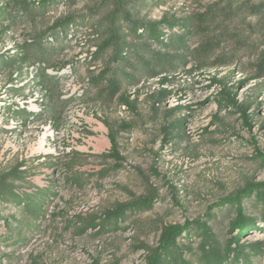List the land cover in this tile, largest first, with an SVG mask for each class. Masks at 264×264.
<instances>
[{
  "label": "rangeland",
  "instance_id": "rangeland-1",
  "mask_svg": "<svg viewBox=\"0 0 264 264\" xmlns=\"http://www.w3.org/2000/svg\"><path fill=\"white\" fill-rule=\"evenodd\" d=\"M125 1L161 31L128 33L126 59L180 44L165 82L96 56L101 0H0V175L23 163L45 196L37 216L0 201V264H150L175 229L191 264L204 230L264 264V0Z\"/></svg>",
  "mask_w": 264,
  "mask_h": 264
},
{
  "label": "trees",
  "instance_id": "trees-1",
  "mask_svg": "<svg viewBox=\"0 0 264 264\" xmlns=\"http://www.w3.org/2000/svg\"><path fill=\"white\" fill-rule=\"evenodd\" d=\"M101 3L106 7H110L111 10L101 19L98 27L99 30L95 29V31H93L97 38L100 37L102 39L101 43L97 47L96 56L107 50H111L113 56L112 60L120 62V64L124 65L125 68L129 70V73L126 75L122 73L123 78L129 80V82L134 85L138 83V77L146 79H161L165 82V76L172 73L176 69V64L183 60L182 56L169 53L168 51L174 49L176 50L180 47L178 40L169 39L168 43H159L161 47L165 49L164 52L149 51L146 46L142 45V47L137 48L138 53L136 51V57L128 60L124 56L128 46L123 41L128 33L132 34L133 37L140 38L139 32L142 33L146 30L150 37L155 38L157 42H159L158 39L161 31L158 30L157 27L145 26L139 22L133 21L132 13L126 10L125 0H101ZM124 23L127 24L125 29L127 33L122 32ZM64 26H68V24H64ZM208 50V46L204 47L201 50L202 55H199L198 59H207L208 54L206 51ZM140 52H146V55H143ZM217 64L225 66L228 64V61L224 59L219 60ZM261 70L264 72L263 69ZM104 82L106 86L102 91L109 99L114 98L120 91V81L112 74L110 77L105 79ZM160 94L162 96L168 95L165 91H161ZM22 166L23 163H20L8 172L0 175V201L12 204L23 203L25 210L30 213V216H37L40 207L43 205L41 197L45 196L43 193V195H40V191L27 193L25 190L21 189L20 186L25 182L26 178V172L20 170ZM16 182H20V184H15ZM45 192L47 193V191ZM255 194L257 197L262 196L261 198L264 204V190L259 189L255 192ZM237 198L238 199L235 203L242 199L240 196ZM239 204L240 203L238 202L237 206ZM113 216H111V218ZM249 222V226H253V222ZM102 227L104 230L105 226L102 225ZM178 234L177 229L165 234L162 239L159 252L155 254L150 264H191L185 260L182 252L185 250L184 247L176 244V236H179ZM261 248L262 244L256 243L251 245L247 250L240 249L238 253H236L237 251L234 252L230 247H224V249H222L215 238L209 237L207 235V231L204 230L203 237H201V254L199 255V262L201 264H232V262H230L231 255H235V257H237V259L235 258L236 263L240 262L239 258L244 259L245 262H249L248 259L250 256L253 257L262 252ZM186 250L189 249L186 248Z\"/></svg>",
  "mask_w": 264,
  "mask_h": 264
}]
</instances>
